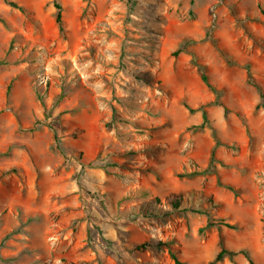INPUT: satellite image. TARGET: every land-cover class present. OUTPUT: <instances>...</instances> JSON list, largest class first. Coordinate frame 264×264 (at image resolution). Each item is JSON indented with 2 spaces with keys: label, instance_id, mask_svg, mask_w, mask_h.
<instances>
[{
  "label": "rangeland",
  "instance_id": "obj_1",
  "mask_svg": "<svg viewBox=\"0 0 264 264\" xmlns=\"http://www.w3.org/2000/svg\"><path fill=\"white\" fill-rule=\"evenodd\" d=\"M255 85L264 0H0V264H264Z\"/></svg>",
  "mask_w": 264,
  "mask_h": 264
},
{
  "label": "trees",
  "instance_id": "obj_2",
  "mask_svg": "<svg viewBox=\"0 0 264 264\" xmlns=\"http://www.w3.org/2000/svg\"><path fill=\"white\" fill-rule=\"evenodd\" d=\"M8 4L15 7V8L20 9V7H18V5H16V3H14V2L8 1ZM57 8H58V11H57V15H56V22L58 24L59 31L62 32L63 31V23H62L61 14H60V7L57 6ZM200 68L202 69L201 65H200ZM201 78L203 81H205V82L207 81V77H206L205 73H203V70L201 72ZM255 87L258 90L259 96H260V102H259L258 106H260L264 109V92L260 89V87L258 85H255ZM7 90L9 91V88ZM212 90L214 92H216V94L218 96V91L215 90L214 88H212ZM201 108L202 107H199V109H201ZM188 109L192 112L195 111V109H191L189 107H188ZM202 115H203V119L205 120V111L204 110L202 111ZM203 124L204 123H202L200 125V127H202ZM216 162H218V161L215 157L214 151H212L211 155H210L208 167L203 172H205V173L211 172L214 169ZM228 188L230 190L236 192V190L232 186H228ZM166 200H167V203H168L170 209L164 211L163 214H169V213L174 212V211H187V210L191 211V212H197V213H206L207 209L203 208V206H202L203 203H206L209 207H214L216 205L213 201L212 196H206V195H203L201 193H197L196 191H186L183 193H171L166 197ZM212 226H213V223L211 221H208V223L205 225L204 228L207 229V228H210ZM226 226L232 227L229 224H226ZM147 246H151V245L149 243H143V244L136 245L135 248L141 250V249H145ZM240 253H242L248 259L249 264H255L253 262V260L249 257V254L247 251L240 250ZM236 254H237L236 251L227 250L225 248H222L217 253L214 261L215 262L220 261L223 259L224 256L231 258ZM171 256L175 259L174 255L172 253H171ZM175 263L180 264V262L177 261L176 259H175Z\"/></svg>",
  "mask_w": 264,
  "mask_h": 264
}]
</instances>
